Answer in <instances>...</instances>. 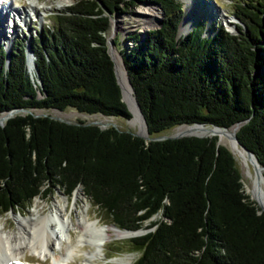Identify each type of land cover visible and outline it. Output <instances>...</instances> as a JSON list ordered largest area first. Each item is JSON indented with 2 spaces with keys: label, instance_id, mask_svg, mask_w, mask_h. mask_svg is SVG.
I'll return each instance as SVG.
<instances>
[{
  "label": "trees",
  "instance_id": "trees-1",
  "mask_svg": "<svg viewBox=\"0 0 264 264\" xmlns=\"http://www.w3.org/2000/svg\"><path fill=\"white\" fill-rule=\"evenodd\" d=\"M142 1L158 4L160 26L126 37L132 44L119 55L148 137L178 125L242 122L237 141L264 176V0L236 4L238 33L219 27L202 36L200 23L178 38L175 0H74L30 38L34 73L26 37L7 54L0 44V114L19 110L0 125V213L80 187L111 224L145 230L122 241L138 252L131 264H264V213L243 193L234 155L217 135L148 140L32 112L131 117L104 33L108 14Z\"/></svg>",
  "mask_w": 264,
  "mask_h": 264
},
{
  "label": "rangeland",
  "instance_id": "rangeland-1",
  "mask_svg": "<svg viewBox=\"0 0 264 264\" xmlns=\"http://www.w3.org/2000/svg\"><path fill=\"white\" fill-rule=\"evenodd\" d=\"M74 0L60 4L61 0H5V6H1L0 0V44L3 43L4 47L7 44L12 45L13 42L19 40L23 37H33L38 30H42L50 24L49 15L64 9L66 6L70 5ZM199 1V21L196 25L203 24L202 36H207L215 34L219 27L224 30L230 31V33H238L236 30L237 26L244 27L240 20L233 18V12L235 6L238 2H246L247 0H197ZM35 6V10L32 8ZM182 4V3H181ZM16 7L17 13L12 11L13 9L7 8L8 6ZM147 6V11L155 12L156 19H152L151 22L145 19L148 14L142 15L145 9L143 7ZM18 9L23 12V16L18 15ZM209 10L207 13L205 10ZM6 10V11H4ZM140 10V11H138ZM160 8L153 5L150 2L142 1L136 3L133 7L125 9L123 13H113L108 14V27L104 33L105 38L109 37L111 33V39L115 38L117 40V45L113 44V48L119 54L120 49H126L132 44V40L126 41V37L139 35L140 37L147 30L158 28V18L162 19V14ZM8 12V15L6 14ZM214 12H219L222 20L214 15ZM6 15V17H4ZM142 15V16H140ZM23 17V18H21ZM225 19V20H224ZM233 25L228 26L227 21ZM114 21L115 24H112ZM195 25V26H196ZM231 27V28H230ZM214 33V34H213ZM179 34V33H178ZM182 34H179L181 36ZM120 57V56H119ZM121 60V59H120ZM30 62V61H29ZM33 67V65H32ZM29 68V63H28ZM117 78L118 75H117ZM36 115H48L51 118L65 121V122H77L82 121L84 123L95 124L101 128H105L112 124L119 129L130 131L131 133L141 132V122L136 117L133 116L129 119H124L119 116L106 117L100 114H85L79 113L71 107H66L62 110L58 109H38L32 111ZM176 127L164 131L165 134H172ZM203 130V129H202ZM204 131V130H203ZM202 133V132H201ZM229 140L221 141L219 143L229 146ZM236 160L237 166L240 169L242 177V190L248 199L253 201L257 208H261L256 199L251 195V179H254L255 175L250 169V175H247L245 168L243 166L242 158L236 153L233 154ZM77 190H73V193ZM77 193V203L76 210L72 207L74 203V194L70 195L63 194L60 190L54 189L46 197H34L27 205L14 208L5 213H0V229L3 232H15L18 228L17 219L22 216H29L30 207L33 205L35 200H39L45 204L41 210V214H45L49 211L52 204H60L67 200L68 211L71 213V218L75 222L76 216H79V211L85 209L87 206V214L91 220L97 219L100 224H111L109 218L106 214L98 209L96 206L92 205L90 200L83 195L81 189H78ZM255 199V200H254ZM87 204V205H85ZM69 212V213H70ZM157 216L151 217L149 220L155 219ZM72 237L74 241L75 233L72 232ZM130 237V236H129ZM110 238L106 240L101 249H95L87 243H83L81 246H73L72 242L67 243L63 241L62 243L54 244L53 249L57 255L66 254L68 259L66 264H131L138 256L136 251H128V247L122 242L127 238ZM25 259L29 263H37L38 260L34 256H30L29 252L25 253ZM52 259L48 257L47 261L41 262V264H50ZM23 262V260H21ZM39 263V262H38ZM24 264V263H23Z\"/></svg>",
  "mask_w": 264,
  "mask_h": 264
},
{
  "label": "bare ground",
  "instance_id": "bare-ground-1",
  "mask_svg": "<svg viewBox=\"0 0 264 264\" xmlns=\"http://www.w3.org/2000/svg\"><path fill=\"white\" fill-rule=\"evenodd\" d=\"M3 1L5 0H1V6L6 7L7 5H5ZM69 1L71 0H61L60 4H64ZM179 1H181L183 5V14L177 27L178 36L179 34H183L189 27H193L198 23L199 8L201 6L198 4L199 1L197 0ZM7 8L10 10L13 9L12 11L17 13L16 7L13 8L9 5ZM32 8L35 10V6H33V4ZM143 9L145 10L142 12V15H144V13L148 14V16L145 17L146 20L151 22L152 19H156L155 12L152 13V11H147V6L143 7ZM205 11L209 13V10L206 9ZM214 13V15L218 16L222 20L219 12ZM6 14L8 15V12H6ZM18 15L23 16V12L19 9ZM4 17H6V15H4ZM112 24H115L114 21ZM227 25L233 27V25L228 21ZM108 38L111 39V33ZM110 52L113 56L116 73L119 77L118 82L122 89L123 98L131 110L132 117L136 116L141 122V132L138 134H144V126L135 106L131 89L127 83L119 54L113 47H110ZM28 63V69L34 73L32 63L28 60L27 66ZM4 117L5 114L1 113L0 120H4ZM237 127V125H233L228 129L214 130V132L219 137V141H225L228 139L224 136V133H234ZM201 132L206 133V131H203L202 128L197 125H179L173 130L172 134H200ZM229 141V146L232 149L233 154L236 153L239 155L242 158V161H245L248 165L245 152L233 140ZM246 174L250 175V170ZM251 185L252 186L249 189L251 195L256 199L261 209L264 210V178L262 177L261 170L258 171L254 179H251ZM76 190L77 191L73 193L74 203L72 206L75 210L77 208V193H79L78 189ZM66 201L67 200L64 198L62 203L52 204L47 213L41 214V210L45 204L39 200H35L29 209V216L18 217V228L15 232L5 233L0 229V264H41V262L47 261L48 257L52 259L50 264H66L68 259L67 255H57L53 249V245H59L63 241L67 243L72 242V232L75 233L74 241L72 242L73 246H81L83 243H87L95 249H101L104 242L110 238H125L133 234L132 231L120 230L113 224H100L97 219L91 220L86 211L87 206H85L84 211H79V216H76L74 222L70 216L72 212L69 211L70 213H67L68 206ZM26 252H29L30 256H34L39 263H29L25 259ZM21 260H23V262H21Z\"/></svg>",
  "mask_w": 264,
  "mask_h": 264
},
{
  "label": "water",
  "instance_id": "water-1",
  "mask_svg": "<svg viewBox=\"0 0 264 264\" xmlns=\"http://www.w3.org/2000/svg\"><path fill=\"white\" fill-rule=\"evenodd\" d=\"M175 1H177V2L180 3V6H181V16H182V14H183V5L181 4V1H179V0H175ZM146 2H150V3H152L153 5H156V6L159 8L158 4H157L156 2H154V1H146ZM160 12H161V14H162V11H161V10H160ZM181 16H180V18H179V20H178L177 27H178V24H179V22H180ZM233 18H235V17L233 16ZM235 19L237 20V18H235ZM160 23H161V19L158 18V25H160ZM177 27H176V35H175L176 38L179 37V36L177 35ZM194 27H195V26H193V27H189V28H188V29H187V30L181 35V37H183V36H185L187 33H189ZM147 31H148V30H147ZM147 31H146V32H147ZM226 31L230 33V31H228V30H226ZM146 32H144L143 35H145ZM214 33H215V32H214ZM214 33H213V34H214ZM206 35L208 36V35H211V34H207V33H206ZM29 41H30V37H27V39L25 40V47H24L25 64H26L27 61L29 60V61L32 63L33 67H34V63H33V59H34V57H33L32 53H31V51H30V48H29ZM105 43H106V51H107V54L109 55V57H110V59H111V61H112V64H113V72H114V76H115V81H116L117 85L119 86V90H120V94H121V100H122V101L124 102V104L126 105L128 111L130 112L131 117H132L131 110H130V108L128 107L127 102H126V101L124 100V98H123L122 89H121V86H120V84H119V82H118V78H117V73H116V69H115V63H114V60H113V56H112V54H111V52H110V47L113 46V41L110 40V39L107 37V38H105ZM9 48H10V44H7V46L4 47L6 54L8 53ZM119 56H120V55H119ZM120 61H121V60H120ZM6 62H7V56H6ZM121 64H122V62H121ZM122 66H123V65H122ZM124 72H125V70H124ZM125 76H126V79H127V83H128V85H129V87H130V89H131V92H132V96H133V99H134L135 106H136L137 111H138V113H139V115H140V119H141V121H142V123H143L144 130H145V131H144V134L134 133V135L139 136V137H142L143 139H148V140H164V139H168V138H179V137H183V136H197V137L213 136V135H216L215 132H214V130H225V129H228V128H225V127H219V126H216V125H209V126H208V125H203L202 123H193V124H190V125H188V126L197 125V126H199L200 128H202L204 131H206V133H200V134H196V133L192 134V133H190V134H179V135H174V134H171V133H170V134L162 133V134L157 135V136H155V137H148L147 130H146V123H145L144 118H143V115H142V113H141V111H140L139 105H138V103H137V101H136V98H135V96H134V94H133V90H132V87H131V85H130V83H129V81H128V78H127L126 72H125ZM37 82H38V84L40 85V81H39L38 78H37ZM18 111H19V110L14 109V110H10V111L3 112V113L5 114L4 120L7 119L8 117H11L13 114L17 113ZM131 117H130V118H131ZM4 120H0V125H3ZM241 123H242V122H237V123H235L234 125L239 126ZM87 124H90V123H87ZM108 126H114V125L110 124V125H108ZM178 126H179V125H178ZM99 127H100V126H99ZM176 127H177V126H176ZM100 128H101V127H100ZM224 136H225L228 140H233V141H234V142H235V143H236V144H237V145H238V146H239V147L245 152V156H246V159H247V162H248V165H247V163H246L245 161L242 163L243 166H244V168H245V172L248 173L249 170L251 169L252 172H253V174H254V175H257L258 171H259V170H262V167L257 163L256 158H255V156L253 155V153H252L250 150L246 149L244 146H242V145L237 141V138H236V136H235V133H230V134H228V133H224ZM217 142H218V143L220 142V141H219V137H217ZM229 150H230L231 153L233 154V151H232V149H231L230 147H229ZM249 166H250V169H249ZM262 177L264 178L263 175H262ZM76 189H79V187H77ZM258 212H263V213H264V210H262L261 208H258ZM117 228H118V227H117ZM118 229H119V228H118ZM120 230H125V229H120ZM127 231H132L133 234H132L131 236H136V235H140V234H142L145 230H142V229H136V230H127ZM131 236H130V237H131Z\"/></svg>",
  "mask_w": 264,
  "mask_h": 264
}]
</instances>
